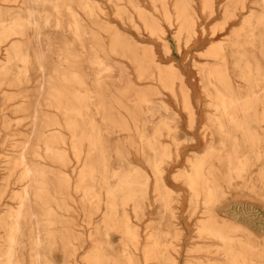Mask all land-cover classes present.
Segmentation results:
<instances>
[{
	"label": "bare ground",
	"instance_id": "6f19581e",
	"mask_svg": "<svg viewBox=\"0 0 264 264\" xmlns=\"http://www.w3.org/2000/svg\"><path fill=\"white\" fill-rule=\"evenodd\" d=\"M106 1L113 8V15L123 20L126 2L134 4L145 29L159 36L168 52L172 48L165 37L166 30L159 26L161 19L170 26L176 22L179 35L185 31L189 36L198 33L194 11H189L190 0H151L156 11L161 4V17L144 15L142 0ZM248 3L257 4L258 11L245 19L242 12ZM205 9L210 10L212 17L214 0L205 2ZM224 14V25L229 26L232 21L229 30L235 32V38L219 44V36L210 37L209 44L218 43L210 48L214 61L211 67H202L200 73L208 106L213 110L209 115L210 127L214 129L211 133L220 136L221 147L201 144L174 158L175 149L142 136L141 153L149 171L131 163L127 168H114L108 138L104 136L110 126L105 121L98 126L95 120L96 114L103 120L117 117L111 105L98 107L95 103L104 99L88 89L90 83L98 89L106 83L104 73L113 67L104 60L111 54L137 53L136 42H129L130 38L110 19L111 13L100 0H0V128L8 127L3 116L11 106L29 110L33 118L31 137L20 156L5 154L1 162L12 174L21 169L17 181L23 186L13 196L17 206L0 215V264H59L51 256L55 249L69 256L75 244L69 221L61 211L70 201L79 202L83 212L93 209L102 213L95 226L96 234H114L122 245L117 255L109 254L103 242L95 240L91 233L94 244L86 257L87 264H178V257L195 240L214 241V253L221 258L190 260L188 264H264V243L258 241H264L263 219L251 203L244 202L234 191L240 185L236 179L250 190L253 178L254 196L264 200V167L257 179L247 176L250 163L254 166L264 158V132L259 133L256 127L264 124V0H233V7L226 8ZM128 20L148 39L133 16H128ZM180 52H173V57H181ZM133 60L142 68L137 57ZM191 67L188 63L181 70L191 76ZM31 70L41 77L40 91L33 97L24 95L38 78L28 76ZM181 70L174 72L178 78L182 77ZM199 82L183 83V94H188L189 89L198 92ZM170 88L175 94V86ZM18 93L22 95L19 100ZM157 113L155 106L150 107L149 114ZM150 122L153 121H147ZM166 125L167 122L159 124V129ZM232 125L241 129L249 125L250 133L231 134L226 127ZM3 143L0 141L6 146L7 142ZM119 154L118 149L117 161H121ZM73 158L79 165L75 180L49 166L68 167ZM167 164L171 168H166ZM226 186L236 196L219 208L221 216H217L212 208L225 196ZM153 191L157 198L146 205V195ZM180 193L186 197L190 194L189 202H176L175 196ZM155 203L171 213L172 206L178 207L181 214L164 220L154 213L148 217ZM191 207L194 214L199 208L204 209L201 221L193 223L189 218ZM132 213L133 218L141 215L142 221L136 224L140 229L131 222ZM154 221L157 226L152 228Z\"/></svg>",
	"mask_w": 264,
	"mask_h": 264
},
{
	"label": "rangeland",
	"instance_id": "374dc122",
	"mask_svg": "<svg viewBox=\"0 0 264 264\" xmlns=\"http://www.w3.org/2000/svg\"><path fill=\"white\" fill-rule=\"evenodd\" d=\"M207 1L209 0H190L192 8L189 4V11H194L196 22L195 30L198 31L196 35L189 36V33L186 31L179 35V25L176 22L170 26L165 20L161 19L159 26L162 30H166L167 34L165 37L169 40L172 48V52H168L159 36L152 35L145 29L142 19L136 13L137 11L134 8V4L126 2V15H123V20L121 17L115 14L113 15L114 10L106 0H100L101 5L111 13L110 19L119 25L121 30L126 33V36L130 38L129 42L134 41L137 45L136 54L130 55L129 52L122 56L111 54L109 59L106 58L104 62L107 66L110 65L113 67V69L110 68V71H105L104 73L106 75V83L103 87L101 86V89L95 86L93 87L92 83H90L88 87L90 92L94 91L104 99L103 101L96 102L95 104L97 106L101 104L107 106L111 105L114 109V113L117 115V117L108 120H103L102 116L95 115L98 126H103L105 122H108L110 126L109 132H104V136L108 138L107 145L112 155L111 164L114 168H127L132 164L131 166L133 167L139 166L142 170L146 169L150 171L147 159L145 155L141 153L143 148V143L141 142L143 139L142 136H149L152 139H157L162 144L164 143L165 146L168 145L172 147V149H175L173 154L174 158L179 154L182 155L183 150L200 147L201 144L204 146L215 145V148L221 147L220 136H215L211 133L214 129L210 127L211 120H209V115L213 110L208 106L209 97H207L204 92L200 73L202 67H211V63L214 61L210 48L216 46L218 43L226 44L235 38V32L229 30L232 21L229 23V26L227 23L224 25V23L227 22L224 11L226 8L233 7V0H214L215 13H213L212 17H209V14H211L210 10L205 9V2ZM250 1L256 2V0ZM140 5L145 12L144 15L161 17V4H159L157 11L151 0H142ZM257 11V4L252 5V3H248L246 10L242 13L246 19ZM174 13L175 11H173V14ZM128 16H133L135 22L142 28L141 30L148 34V39L143 38L137 32L132 25L133 23L129 22ZM238 20L240 19H235L233 21ZM222 27L223 29H221ZM147 34L145 37H147ZM214 34L220 37V42L216 45H211L208 39L213 37ZM111 44L112 43L108 39L107 45L110 47ZM116 44L120 45V43L117 42ZM116 44L114 43L113 45ZM178 51H182L180 52L181 57H173V52L177 55ZM136 57L138 62L143 65L142 68L133 60ZM188 63L192 65L191 76H189V73L186 75L184 71L181 70ZM176 69L181 70V78L175 76L174 72H176ZM28 76L34 79V77L40 76V73L38 72L36 75L35 70H31L28 72ZM160 76L169 77V79L166 78L164 81H161L162 77L159 78ZM195 79L200 81L197 84V86L199 85L197 87L198 92L189 89L188 94H183V87H181L183 83L187 82L194 84L193 82L196 81ZM40 81L41 77H38L34 85L27 87L24 95L31 97L35 96L40 91L38 86ZM233 81L235 85H238L239 82H236V80ZM172 86H175V94L171 91L170 87ZM21 97L22 95L18 93L17 100ZM154 106L157 108L158 113L149 114L150 107ZM189 106L191 107L190 110L188 108ZM92 109L95 111V107H92ZM29 112V110L21 111L11 106L5 111L6 116H3V121H8V127L5 128L2 125L0 128V135L3 138L0 141L2 143L4 142L3 144L7 142L6 146L0 145V215H2L6 209L17 206V201L13 199V196L15 193L21 191L23 186L22 182L19 183L17 181L21 174V169L16 170L14 174H12V172L5 169V167H2L4 164L1 162L4 161L3 157L5 154L18 158L22 152L23 146L26 145L29 137H31L30 132L33 118L30 116ZM119 112L120 115H118ZM148 120H152L153 122L148 124ZM164 122H167L166 127L159 129V124ZM256 127L259 128V133L262 134V132H264L262 129L264 128V124H260V126ZM226 130L231 134L235 133L239 136L242 134L246 136L247 133H250L249 125L243 126L242 129L233 125L232 127L227 126ZM248 143H250L249 140L247 144ZM262 146H264V144H262ZM3 147H5L4 152L2 150ZM118 149L120 150L119 157H121V161L116 160L118 157ZM137 158L139 161H137ZM49 166L53 167L52 169L56 172L62 171L72 176V180H75V174L79 171V165L74 158L68 167H60L55 164H49ZM171 166L172 165L167 164L166 168H171ZM262 167H264V158L256 162L254 166H252L251 162L247 176H254L257 179L256 175ZM152 180L151 178L150 184ZM235 183L240 185L239 188L234 191L241 196L244 202L252 204L251 208L254 209L256 214H259L264 224V200H260L258 197L254 196L252 189L253 178L250 190L243 188V183H241L240 179H236ZM224 185L226 184L224 183ZM240 189H242V192L239 191ZM225 192V196L212 208L215 214L217 213V216H221L219 208L222 205L230 203L232 201L231 199L236 196H232L231 189H229L228 186H226ZM179 195H181V197ZM146 196L147 199L144 200L146 205H150L157 198L154 191L152 194H147ZM188 198H190V194L188 197L182 193L176 194L175 196L176 202H180L181 199L182 204H184L185 201L189 202ZM155 204L156 206H154L148 214L145 210L142 212H146L145 214H147L148 217L150 214L154 213V216L157 215L159 220H164L172 214L174 216L181 214L178 207L174 209L172 206L170 210L174 212L171 213L170 211L166 212L161 209L159 203ZM173 205L178 206L179 204L173 203ZM70 206H73L74 209L71 210ZM181 207L182 205L180 208ZM190 211L188 214L193 223H197L199 220L201 221L205 216L202 207L199 208L195 214L194 211H192V207ZM61 213L69 221V229L72 230V242L75 244V249L72 248L69 256L59 249H55L51 253L55 262L59 264H87L86 257L94 244V239L103 242V246L109 254L117 255L118 252L121 251L122 245H119L118 240L120 238H118V236L114 234L110 236L96 234L95 226L102 219V213H96L93 209H91L90 212H88V210L87 212H83L79 202L71 201L68 207L61 211ZM133 217L134 214L132 213L133 220L131 222L134 226L142 221L141 215L135 218ZM143 220L146 221V216ZM155 226H157V223L154 221L152 228H155ZM137 228L140 229L139 227ZM2 233L0 229V236ZM91 233L94 234L92 236L94 239H92ZM236 234H241V232H237ZM143 239H145V233L143 234ZM195 241L196 242L193 243L190 242L187 250L178 257V264H188L190 260L193 262H203L205 260H219V258H221V256L214 253L217 250V247L214 246L216 245L214 241ZM258 241L259 243H264L263 238L258 239ZM254 242L257 243L256 240H254ZM107 243H111V245L109 246ZM139 264H141V262Z\"/></svg>",
	"mask_w": 264,
	"mask_h": 264
}]
</instances>
